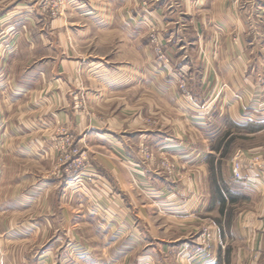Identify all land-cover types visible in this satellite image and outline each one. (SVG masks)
Wrapping results in <instances>:
<instances>
[{
	"label": "crops",
	"instance_id": "crops-1",
	"mask_svg": "<svg viewBox=\"0 0 264 264\" xmlns=\"http://www.w3.org/2000/svg\"><path fill=\"white\" fill-rule=\"evenodd\" d=\"M151 6L131 17L137 32L94 19L96 30L73 36L77 46L92 38L87 52L71 49L64 20L44 19L54 29L36 32L34 20L17 17L18 4L0 0V264H264V185L234 181L221 168L226 143L216 146L229 126L264 131V104L252 101L264 87V0ZM19 22L30 33L7 31ZM148 24L168 61L153 50ZM206 82L225 85L212 115L202 107ZM79 98L86 112L74 109ZM176 122L183 139L175 141ZM56 125L85 142L84 171L53 173ZM143 143L157 162L143 159ZM160 154L180 179L161 169ZM255 197L250 210L239 206ZM39 235H55L53 244L29 256L47 245L34 242Z\"/></svg>",
	"mask_w": 264,
	"mask_h": 264
},
{
	"label": "rangeland",
	"instance_id": "rangeland-1",
	"mask_svg": "<svg viewBox=\"0 0 264 264\" xmlns=\"http://www.w3.org/2000/svg\"><path fill=\"white\" fill-rule=\"evenodd\" d=\"M152 1V2H151ZM185 3H187L190 7L194 8L197 2L196 0H184ZM8 3H12V5L18 4V6L22 9L18 11L19 14H17L18 18H28L34 20L35 25V31L39 32L40 30H49L54 29L52 27V24L50 27L47 23L43 22L42 20L47 21H61L64 20L66 24V32L69 35V45L71 49H80L87 52H91L94 50L92 47H94L95 43L91 42L92 38L87 37L86 39H83V44L80 46H77V41H74V35L79 34V32L86 28L88 31H94L96 28H98L96 25V21L94 19H100V21H104L108 18H111L112 20H115L114 28L116 29L118 33L119 29V21H125V25L132 26L131 19L133 17H136V11H141L143 13V16L149 15L151 11V3H154V0H7ZM200 2V1H199ZM194 3V4H193ZM24 5H27L23 8ZM130 7V10L132 13L129 16L128 9ZM132 17V18H131ZM148 17V16H147ZM143 18V17H142ZM24 23V22H22ZM19 22V25L15 27L9 28V30H13L12 33H14L15 36L18 35H27L30 33L29 28L30 26H26ZM140 23L144 24V20H142ZM151 25V24H150ZM148 24L147 31L145 30L144 33H147L148 36L153 37L151 39L154 43V49H152L157 53H159V59L166 62L169 60L167 55L162 50V45L160 42H158V37H156L155 33L158 32L157 28L158 26H154L152 24L150 26ZM55 27L58 29V24L55 25ZM69 27V28H68ZM132 31L137 32V28L132 26ZM120 32V31H119ZM157 38V39H156ZM157 40V42H155ZM115 44V43H114ZM96 48V47H94ZM100 48V47H99ZM101 49V48H100ZM157 53V54H158ZM137 59V56H135ZM180 79L179 89H181L183 92L185 91L186 81L183 77H185L184 74L177 75ZM206 95L204 99L203 109H206V113L210 112L211 109H214V107H211L212 105H215L218 101L221 99L224 100V86L219 85H212L211 83L206 82ZM184 96L187 95V93H183ZM237 97L236 99L242 102H245L246 96L242 95L243 93L239 91V93H236ZM258 97H254L252 101L255 104H264V87L263 89L258 90L257 93ZM253 105V104H252ZM74 109L77 112L83 111L86 112V105L84 104L83 98H79L74 106ZM209 109V110H208ZM258 109H264V106L259 105ZM89 113V112H88ZM212 115V113H209ZM41 124V123H37ZM145 125L149 129H154L158 124L157 121L154 118H148L145 119ZM181 123L176 122L174 124V129H177L176 133L174 132V140L176 141L183 139V134H181ZM26 124L23 126L20 124L19 129L24 130L26 128ZM260 129H263L262 125L259 126ZM55 134L52 138V146L54 147V168L53 173L56 176H60V173L62 171H68L70 168L80 169V171H84L85 165L87 167V155L85 147V142H79L77 141V138L75 135L71 132V129L67 125H56L54 127ZM249 134H255L253 137H248L246 135ZM231 135V136H230ZM224 139V140H223ZM81 140V139H80ZM226 143V151L223 152V161L221 168L223 170H226V172L231 173V177L234 181L238 182H251L249 180L258 181L261 186L264 185V131H258L256 133L250 132L249 129H238L234 128V126H229L226 134L224 137L217 139L216 146H219L220 143ZM254 145L255 150L252 149H245V146ZM142 149V155L143 159L148 163H155L157 162V156L154 151H152L149 147V144H141L140 145ZM241 148L240 150H237L234 154V149ZM164 155V156H161ZM159 159L161 161V169L166 173V175L170 178V180H177L181 178V175L177 173L176 167L171 163L170 158L168 155L160 154ZM212 160V159H211ZM213 161V160H212ZM239 165L240 171L243 174L242 180H236L234 178V167ZM220 166V165H219ZM211 168V166H210ZM220 169V168H219ZM86 172H78V176H86ZM210 174L211 173L210 171ZM264 187V186H263ZM7 189V188H6ZM6 189L3 188V194L6 193ZM245 191H248L251 193L252 190L249 187H245ZM244 191V192H245ZM248 195V194H247ZM249 196V195H248ZM251 197V196H249ZM248 198V197H247ZM243 199V201L239 204L243 210H250L254 206V202H256L257 198H250ZM248 200V201H246ZM26 218H20L19 219V226H23L25 223ZM21 238L25 237V235L20 234L18 235ZM55 236V235H54ZM53 235H47L45 239H42V235H39L35 237L34 242L35 243H42L44 240V244L46 245L43 249H35L33 252L32 250H29V256H39L44 252V249L49 247L51 244H53V238H55ZM58 236V235H56ZM87 236V235H86ZM84 236V237H86ZM201 241L205 247L210 248V243H212L213 237L212 233L204 232L201 235ZM23 239V238H22ZM85 240H88L85 239ZM30 244V241H29ZM49 244V245H48ZM43 245V244H42ZM60 251V250H59ZM57 252V251H56ZM63 252V251H62ZM61 252V253H62ZM80 252V251H77ZM197 252H201V250H198ZM59 255H62V254ZM65 252H63L64 254ZM69 254H66L67 256H72L75 253V249H72L71 251H68ZM72 253V254H71ZM76 254V253H75ZM100 255V253H99ZM66 256V257H67ZM5 256L4 254H0V258L3 259ZM38 257V258H39ZM37 258V257H36Z\"/></svg>",
	"mask_w": 264,
	"mask_h": 264
},
{
	"label": "built area",
	"instance_id": "built-area-1",
	"mask_svg": "<svg viewBox=\"0 0 264 264\" xmlns=\"http://www.w3.org/2000/svg\"><path fill=\"white\" fill-rule=\"evenodd\" d=\"M188 1V0H187ZM199 1L200 0H196V4L195 5H193V6H197L198 4H199ZM194 4V3H193ZM156 42V41H155ZM234 178L236 179V180H242L244 177H243V174L241 173V171H240V166L239 165H237V166H235L234 167ZM249 181H251L252 183H256L255 181H253V180H249Z\"/></svg>",
	"mask_w": 264,
	"mask_h": 264
}]
</instances>
